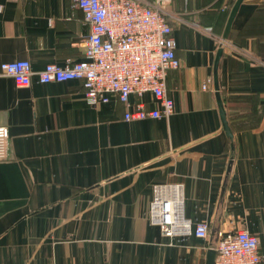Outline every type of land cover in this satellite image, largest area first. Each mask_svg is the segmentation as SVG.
Returning <instances> with one entry per match:
<instances>
[{"label": "crops", "instance_id": "crops-1", "mask_svg": "<svg viewBox=\"0 0 264 264\" xmlns=\"http://www.w3.org/2000/svg\"><path fill=\"white\" fill-rule=\"evenodd\" d=\"M151 1V0H148ZM168 0L179 67L166 117L126 120L114 93L87 104L80 79L16 85L0 74V264H205L218 235L246 227L264 260V0ZM70 0H0V64L32 71L83 60L88 33ZM233 132H224L214 93ZM210 79V88L201 83ZM129 102L158 106L151 92ZM153 182L181 183L183 214L207 234L166 236L149 223Z\"/></svg>", "mask_w": 264, "mask_h": 264}, {"label": "built area", "instance_id": "built-area-1", "mask_svg": "<svg viewBox=\"0 0 264 264\" xmlns=\"http://www.w3.org/2000/svg\"><path fill=\"white\" fill-rule=\"evenodd\" d=\"M168 0H70L79 8L89 30L84 37L83 60L67 58L63 64L47 63L32 71L27 59L3 61L0 74L14 80L15 84L28 85L32 75L41 83L80 79L87 104L96 105L108 100L114 93L126 110V120L166 117L173 111L165 79L168 69L179 67L174 53L175 38L162 6ZM227 41L221 39V43ZM210 79L201 83L210 88ZM151 92L157 107L145 108L137 102L132 105L129 96ZM8 129L0 125V160L7 156ZM151 201L147 209L149 223L158 225L166 236L185 235L191 231L206 235L207 223L193 226L183 214L182 184H152ZM258 236L246 227L218 235L213 248V264H264Z\"/></svg>", "mask_w": 264, "mask_h": 264}, {"label": "water", "instance_id": "water-1", "mask_svg": "<svg viewBox=\"0 0 264 264\" xmlns=\"http://www.w3.org/2000/svg\"><path fill=\"white\" fill-rule=\"evenodd\" d=\"M243 0H235L228 13V17H227V22H225L224 28L222 30L221 33V39L223 40H227L229 38V31L231 29L232 23L234 21V16L236 15L240 5L242 4ZM216 56L213 62V78H212V83L214 85V93L216 96V101L218 103V108H219V117H221V122H222V127L225 133H227L231 138L233 136V132H231L230 127H229V123H228V119L227 116H225V110L223 107V102L220 98V94H219V84H218V78H217V63L219 60V57L222 54V47L221 45L218 46L217 50H216ZM214 255H215V250L214 249H208L205 255V259L204 262L205 264H213V259H214Z\"/></svg>", "mask_w": 264, "mask_h": 264}]
</instances>
